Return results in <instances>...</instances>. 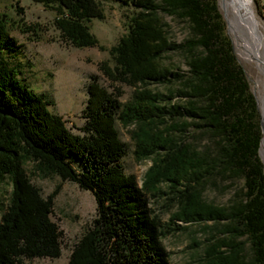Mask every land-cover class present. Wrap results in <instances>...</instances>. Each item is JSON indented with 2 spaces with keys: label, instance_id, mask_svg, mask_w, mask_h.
<instances>
[{
  "label": "trees",
  "instance_id": "1",
  "mask_svg": "<svg viewBox=\"0 0 264 264\" xmlns=\"http://www.w3.org/2000/svg\"><path fill=\"white\" fill-rule=\"evenodd\" d=\"M54 1L74 20L72 42L94 45L81 21L102 17L96 1ZM114 1L136 10L114 51L121 74L139 87L121 103L93 77L81 134L70 132L50 111L53 100L25 82L17 63L20 45L0 18V186H10L0 214V264L61 254V232L51 219L58 189L42 196L25 170L28 160L94 197L92 225L65 264H170L161 242L165 231L146 196H154L162 182L174 194L175 219L223 222L226 235L207 247L202 264H264L260 116L217 0ZM161 15L186 24L181 42L168 40ZM174 50L181 52L185 70L162 64ZM116 122L134 127L135 158L151 159L141 186L123 170ZM235 181L241 186L225 206L202 196L208 185L225 182L229 189Z\"/></svg>",
  "mask_w": 264,
  "mask_h": 264
},
{
  "label": "rangeland",
  "instance_id": "2",
  "mask_svg": "<svg viewBox=\"0 0 264 264\" xmlns=\"http://www.w3.org/2000/svg\"><path fill=\"white\" fill-rule=\"evenodd\" d=\"M95 1L102 10V17L81 21L95 44L77 46L72 42L69 33L74 20L66 15L56 1L0 0V18L3 19L9 36L20 45L17 63L22 70V77L34 92L42 93L53 100L50 111L60 115L66 127L74 134H81L80 129L84 124L82 111L87 98L86 87L93 77L121 103L130 100L133 91L139 87L126 74H121V65L118 64L114 51L120 39L127 35L130 18L136 10L131 5H123L114 0ZM217 2L223 17L219 0ZM250 6L258 29L264 37V21L255 10L253 0ZM161 19L166 23L168 40L181 42L187 34L186 24L164 15H161ZM228 36L232 40L234 56L245 71L250 91L256 99L254 81L264 82V75L258 71L254 62L246 60L238 53L230 31ZM162 64L171 69H186L181 52L176 50L164 54ZM147 87L160 92L167 89L161 84H149ZM259 87L261 88L260 85ZM115 126L125 148L121 159L123 170L126 174L133 175L137 185L141 186L151 159L135 158L134 143L130 137L133 126L122 127L117 122ZM24 167L30 181L40 189L42 196L58 189L51 219L61 232V254L58 258H24L22 262L65 264L74 245L92 225L95 217L94 197L90 191L80 189L73 182L62 181L54 174H43L31 160L26 161ZM224 185L225 182L216 186L208 185L202 193L203 198L216 206L227 205L233 193L241 186V181H235L229 189H224ZM9 191V184L4 182L0 186V214L7 204ZM173 195L166 182L158 184V191L154 196L146 195L149 207L153 209L162 230L165 231L161 242L168 252L169 263L202 264L207 247L225 237L223 222L184 223L175 219L177 205Z\"/></svg>",
  "mask_w": 264,
  "mask_h": 264
},
{
  "label": "bare ground",
  "instance_id": "3",
  "mask_svg": "<svg viewBox=\"0 0 264 264\" xmlns=\"http://www.w3.org/2000/svg\"><path fill=\"white\" fill-rule=\"evenodd\" d=\"M243 1L219 0V7L223 10L225 19H229L231 36L238 53L246 60L254 62L258 71L264 75V37L258 29L257 22L254 28L253 19L244 15ZM254 84L257 89L256 107L261 116L264 132V82L255 80ZM261 153L264 158V133Z\"/></svg>",
  "mask_w": 264,
  "mask_h": 264
},
{
  "label": "water",
  "instance_id": "4",
  "mask_svg": "<svg viewBox=\"0 0 264 264\" xmlns=\"http://www.w3.org/2000/svg\"><path fill=\"white\" fill-rule=\"evenodd\" d=\"M250 2H251V0H244L243 1V5H242L243 13H244V15H247V16H249V17H251L253 19V21H254L253 25H254V28H255L256 27V20L254 18L253 12H252V9H251V6H250ZM217 4H218V2H217ZM223 18H224V22H225L226 34L228 35V33L230 31V24H229L228 20L225 19L224 16H223ZM230 41H231V44H232V40L231 39H230ZM244 73H245V71H244ZM255 101H256V99H255ZM260 129H261V137H260V141H259L258 154H259V156H260V158H261V160L263 162V165H264V158H263L262 153H261V147L263 145V133H264L263 132V124H262L261 119H260Z\"/></svg>",
  "mask_w": 264,
  "mask_h": 264
},
{
  "label": "built area",
  "instance_id": "5",
  "mask_svg": "<svg viewBox=\"0 0 264 264\" xmlns=\"http://www.w3.org/2000/svg\"><path fill=\"white\" fill-rule=\"evenodd\" d=\"M255 10L264 21V0H253Z\"/></svg>",
  "mask_w": 264,
  "mask_h": 264
}]
</instances>
